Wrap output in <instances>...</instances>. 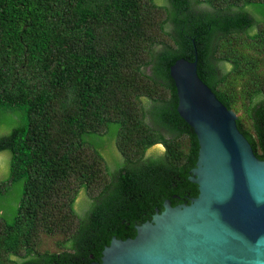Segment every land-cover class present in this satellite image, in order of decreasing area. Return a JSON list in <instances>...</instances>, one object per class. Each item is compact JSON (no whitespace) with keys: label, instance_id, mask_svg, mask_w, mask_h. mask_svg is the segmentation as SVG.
I'll use <instances>...</instances> for the list:
<instances>
[{"label":"trees","instance_id":"obj_1","mask_svg":"<svg viewBox=\"0 0 264 264\" xmlns=\"http://www.w3.org/2000/svg\"><path fill=\"white\" fill-rule=\"evenodd\" d=\"M260 27L264 0H0V153L10 161L6 185L24 187L11 222L0 210V264H100L113 237L134 238L166 199L175 207L197 196L188 178L198 141L169 74L194 50L199 78L227 109L237 95L246 100L250 128L236 125L263 161L258 63L233 45L244 36L261 48ZM181 138L186 152L175 149ZM156 144L166 154L145 159ZM81 189L82 216L73 208ZM60 194L74 229L61 252H38L35 226Z\"/></svg>","mask_w":264,"mask_h":264},{"label":"water","instance_id":"obj_2","mask_svg":"<svg viewBox=\"0 0 264 264\" xmlns=\"http://www.w3.org/2000/svg\"><path fill=\"white\" fill-rule=\"evenodd\" d=\"M193 61L169 69L177 112L198 141L188 180L198 194L189 204H163L136 236L115 237L100 264H264V160L239 132L237 116L197 74Z\"/></svg>","mask_w":264,"mask_h":264},{"label":"rangeland","instance_id":"obj_3","mask_svg":"<svg viewBox=\"0 0 264 264\" xmlns=\"http://www.w3.org/2000/svg\"><path fill=\"white\" fill-rule=\"evenodd\" d=\"M262 32L263 39H262V47L261 48H252L249 45L244 46L246 40L244 36L239 39L237 43H233L236 50L239 52L237 56L241 60L244 57L248 61H255L258 63L257 69L255 74H257L258 83L263 85L264 87V27H260V29L254 30L253 33ZM159 40H166L164 36H159ZM238 40V39H236ZM232 45V46H233ZM159 46H156L158 49ZM225 50L230 49V45L226 44L223 47ZM232 48V47H231ZM231 66L227 65L226 71H229ZM146 74H149V70H146ZM242 88L241 85L236 84L234 86V90L239 92ZM235 105L234 110H232L237 118L240 119L241 123L246 129L250 128V123L247 120V116L244 113L243 106L247 105L246 100L238 98V95L235 98ZM7 119H12L14 122L16 117L7 115ZM9 122V120H8ZM146 125L150 127L152 130H155V127L150 123L148 119L145 121ZM6 131H0V136L6 135ZM54 135V131H52ZM166 140H171L172 137L166 133H164ZM136 137V134H134ZM188 147V142L186 138H181L180 140L176 141L175 149L177 151L186 152ZM87 153V151H86ZM163 156L166 154V148L162 144H156L150 149H148L145 153V159L152 156V155ZM81 155V153L76 154ZM91 153L88 151V155L90 156ZM86 156V155H85ZM87 156L85 158H87ZM73 175V174H71ZM10 178V161L9 156L5 153H0V210H2L3 214L6 216L7 221L11 222L12 219L17 214V208L21 202V195L23 192V183H15V184H8L6 185V181ZM70 186L66 187L62 191L66 193L69 190ZM63 193V194H64ZM92 193V190L90 191ZM63 194H60L58 198L54 197L52 201L53 210L47 215H44L42 218L39 219L38 224L35 226L36 231L32 238V243L34 244L35 249L38 252H49V253H59L61 252V243L68 237L69 232L74 229L72 227V218L66 214L60 207L59 202L62 200ZM89 193L87 194L83 189H81L78 193L77 199L74 204V210L77 215L82 216L83 213L80 211L79 207L81 202L87 200L89 198ZM16 259V258H12Z\"/></svg>","mask_w":264,"mask_h":264},{"label":"flooded vegetation","instance_id":"obj_4","mask_svg":"<svg viewBox=\"0 0 264 264\" xmlns=\"http://www.w3.org/2000/svg\"><path fill=\"white\" fill-rule=\"evenodd\" d=\"M153 157H158L157 155H152ZM178 200H181V202L178 204V205H182V204H189V200L190 199H192V198H190L189 200H187V199H180V198H177ZM184 200V201H183ZM166 201H170V200H168V199H166L164 202H166ZM164 202H163V204H164ZM171 203V202H170ZM178 205H176V206H178ZM172 206V205H171ZM155 210H158V209H155Z\"/></svg>","mask_w":264,"mask_h":264}]
</instances>
